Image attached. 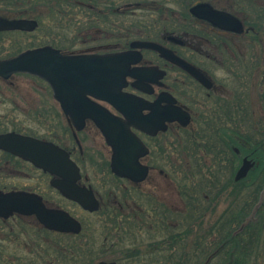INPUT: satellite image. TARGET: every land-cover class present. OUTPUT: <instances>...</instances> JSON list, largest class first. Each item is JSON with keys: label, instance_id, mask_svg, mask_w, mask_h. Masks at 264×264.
I'll return each mask as SVG.
<instances>
[{"label": "rangeland", "instance_id": "1", "mask_svg": "<svg viewBox=\"0 0 264 264\" xmlns=\"http://www.w3.org/2000/svg\"><path fill=\"white\" fill-rule=\"evenodd\" d=\"M53 1H55L53 2L55 11L45 1L0 0V13L10 14L16 18L31 17L38 22L36 30L32 33L0 35V59L15 56L26 49L45 45L63 50H72L85 46L81 42L79 29L82 28L84 32L89 28L87 33L90 34V26H95V24L90 25L89 16L83 15L77 27H75L73 16H71L73 15L72 12H75L74 9L71 10V15L69 14L70 19H68V16H61V13L57 14V9L60 6L64 5L62 7L63 11L69 10V6L66 5L71 1L57 0L59 3H56V0ZM78 1L94 4L92 0ZM142 1L115 0L116 5L122 2L132 4L128 11L131 14L124 18L111 17L110 15L109 17L112 20L114 19L115 22L124 21L123 25L127 28H132L133 32L140 30L139 34L142 35L143 40L159 39V35L164 29L180 34V31H183L186 25L185 20L180 15L183 16L185 10L198 1H210L233 11L237 15L239 14L247 20V26L252 25L253 21L258 17L261 6V10L264 11V4L260 6L259 3L264 0L250 1L258 9L256 12L254 11L255 6L249 1L244 2L245 0H230V2L227 0H176V4H173L172 0H163V5L159 7L161 14L150 9L149 11L146 8L141 10L133 5ZM98 2L105 3L108 1L99 0ZM231 4L234 7H229ZM172 11L173 14L170 13ZM98 19L97 27L104 31L108 29L106 27V22H108L106 16H98ZM132 35L128 39L120 38L117 34L111 35L109 41L113 44L119 43V46L125 47L129 41L134 39L133 37H140L135 34ZM89 38L87 36V39H83L86 40V46L91 43ZM258 47H264V42L263 44L259 43ZM248 64L250 66L249 61ZM216 74L221 77L220 71L216 72ZM231 88H234V86ZM247 93L250 96V86ZM192 126L195 125L192 124ZM9 131L52 141L69 148L75 145L66 120L52 98V93L47 84L38 78L25 74L14 75L8 81L0 80V133ZM186 132L188 133L189 131ZM186 132L181 131L175 134L178 143L185 145L191 143V141L185 140ZM78 138L81 140L82 153L80 154L77 151L75 159L81 167L83 177L89 178V182L98 194L102 196L103 205L95 213L84 212L79 206L65 200L53 191L49 187V179L46 175L35 170L27 163L12 159L11 162H8L9 164H5L6 166L2 167L3 170H12L13 173L6 175L7 173L2 172L0 174V189L4 191L10 189H32L41 194L49 205L69 212L81 222L83 229L79 235L60 237L56 234L44 233L41 226L31 217H12L4 221L0 220V264H59V258L62 256L59 253L54 255L56 251L59 252L62 247H71V245H83L86 248L85 245L91 242H94V247L83 257L81 256V260H79L84 264H98L99 261H117L119 264H154L155 255L149 256L150 254H147L143 256L144 254H142L139 258L141 262L130 259L129 255L134 250L143 252L148 249L147 245L153 244L155 241L161 243L164 240L161 233L157 232L154 236L155 233L150 231L154 229L153 212L158 215V213L164 211L175 215L182 211L184 202L178 193V188L176 191L173 174H179L178 178L190 175L188 172L191 167L176 168L172 167L170 163L162 165L157 162V164L152 166L149 178H158L159 186L155 188L149 184H144V187L136 188L132 185L123 184V182L118 183L113 179L114 177L109 170L108 164L109 149L99 134L93 137L82 133L78 134ZM166 139H168L165 141L166 143L170 142L169 138ZM149 143L152 144L151 141ZM7 158L6 154L0 152V160L3 163L7 161ZM160 169L169 175L172 182L165 180L163 176H159L158 171ZM15 170L18 173H15ZM196 179L194 178V181ZM209 180L212 179L209 178ZM186 184L189 187L188 190V187L184 184L187 190L189 192L192 191L194 184L191 179ZM256 184L258 185L257 182ZM261 185L263 186L262 183ZM195 186L196 191L207 193L211 187V182L204 178L201 180L200 186H197V183ZM210 189L212 190L211 197H213L216 188L214 186V188L211 187ZM246 190L248 192L251 189L247 188ZM110 192L117 194V197L114 199ZM191 193L197 192L192 191ZM228 194L229 191L224 194L225 196L222 195L219 198L216 195L215 198H212V201L208 203L210 207L206 217L201 216L199 223L193 224L194 232L198 233L202 238L206 234L208 227L218 219L220 214L230 204V195ZM203 205L207 206L206 203H203ZM141 217H146L150 220V223L144 224L141 221ZM138 221L140 223H137ZM173 221L171 219L170 223H165V229L173 228ZM180 221L183 222L184 219ZM182 229L184 230L185 227H182ZM164 232L162 231V233ZM175 244L177 245V242Z\"/></svg>", "mask_w": 264, "mask_h": 264}, {"label": "flooded vegetation", "instance_id": "2", "mask_svg": "<svg viewBox=\"0 0 264 264\" xmlns=\"http://www.w3.org/2000/svg\"><path fill=\"white\" fill-rule=\"evenodd\" d=\"M38 1H45V3L50 4V6H52L54 10L55 5L53 4V2L55 1ZM70 1L71 2L67 3L66 5L69 6V10L63 11L62 7L64 5H59L60 7L57 9V14L61 13V16L63 15V17H69V14L71 15L72 12L71 10L74 9L75 12H72L73 15L71 16H73L75 27H77L78 23L80 22V18H82L83 15H88L90 25L95 24V26H90V34L87 33L89 28L84 32L82 28L79 29L81 42L85 46H81L72 50H63L57 48L62 55H105L118 52L137 51L138 53L133 57L136 62L132 63L129 70L133 71L145 68H157L156 75L149 80L136 79L127 76L125 78L126 87L125 89H123V92L138 97L143 103L142 106H145V104L147 103L152 104L156 101H159L160 108L166 107L168 105V103L166 101H163L162 99H165L169 95L175 99L176 106H179L189 114L188 126L183 127L178 122H166V130L158 131L153 136L148 135L145 132L138 131L134 127H132L131 131L148 149L146 155L141 157L140 159V162L148 167V176L140 183H135L131 180L119 178L112 174L114 177L113 179L118 183L123 182V184L132 185L136 188L140 186L144 187V184H149L150 186L157 188L159 186L158 178H149L150 172L152 171V166L157 164V162L161 163L162 165H167L170 163L172 164V167L176 168L190 166L191 168L188 172L189 174L190 172H193V165L208 166V145L206 143H197L196 145H185L180 142L178 143V139L175 136V134H177L178 132L189 131L188 133L186 132L185 135V140L188 141L193 138V135L206 133H216L233 137L234 135H241L242 133H246V131L242 130L241 128L242 120L243 118H250L249 120L252 124L249 130L250 134H252L253 136L264 134V47H258L259 43L263 44L264 42V31H262L264 27H262V29L260 28V30H257V27L255 26V23L252 19V25L247 26V20L239 14L237 15L233 11L226 9L223 6L216 5L210 1H198L189 6L185 10L183 16L180 15L186 22V25L183 28L184 30L180 31V34H176L172 31H166L164 29L163 32L159 35V39L143 40L142 35L139 34L141 32L140 30H137V32H133L132 28H127L125 27V25H123L124 21L119 20L118 22H115L114 19L112 20L111 18L112 16L121 18L129 16V14L131 13L128 11L132 4L128 2H122L116 5L115 0H107L108 2L105 3L98 2L99 0H92L94 4H88L84 1L78 0ZM227 1L230 2V0ZM246 1L250 2L252 0H245L244 2ZM172 2L173 4L177 3L176 0H172ZM56 3L59 2L56 0ZM163 3V0H143L142 2L134 3L133 5L141 10L146 8L148 10L150 9L153 12L162 14L159 7L162 6ZM250 3L255 6L254 3ZM259 3L261 6L264 4V1H260ZM114 4L115 6H113ZM200 4L209 5L214 11L224 12L234 16L243 24V32L236 33L231 31H224L213 25L207 19L194 16L191 13V9ZM232 6V4L229 5V7ZM254 11H258L256 6ZM170 13L173 14V11ZM103 15L106 16V19L109 17V15L111 16L109 17V19H107L108 22H106V27L108 29H106L105 31L97 27V21L99 20L98 16ZM0 18L9 21L18 19L35 20L31 17L16 18L13 17V15L2 13H0ZM70 18L71 17H69L68 19ZM109 20L111 21L109 22ZM168 24L170 25V23ZM13 33L32 32L16 30L0 31V35ZM115 34H117V36L120 38L127 39L132 34L138 35L140 37H133L134 39L129 41L125 47H121L119 46V43L113 44L109 41L111 35ZM87 36L90 37L89 39H91V43L86 46V40L83 39H87ZM135 41L155 43L171 51L175 57L200 71L206 80V84L203 85L202 83L196 81L182 67L161 57L160 54L155 51H152L150 49H132L131 44ZM248 61L250 63V66L249 64L247 65ZM218 71L221 72V77L217 76L216 72ZM230 86H234V88H231ZM249 86L250 96L247 93ZM188 96L189 101L187 102ZM88 99L94 104L101 105L111 114H114L116 116L119 115V113L111 105L100 102L93 97H89ZM56 104L58 105L63 118L66 120L75 145L69 148L67 146H61L56 143L55 144L64 149L69 154L70 158L80 167L79 163L75 159V153L77 151L80 154L82 153L81 140L78 138V134L84 133L93 137L97 136L98 134L101 136V134L95 123L90 118L85 119L83 129L78 131L73 122L70 121V118L69 116H67L66 112L60 107L58 103ZM149 113V110L142 109L143 115H147ZM77 114L78 117L87 116L86 111L83 112L80 109H78ZM192 124H194L195 126H192ZM200 124H204V126H200ZM163 137L169 138L170 142L166 143L165 141L168 139ZM234 139L237 140L236 143L227 140L226 143L222 142L219 145L220 152L219 159L217 161L221 167L222 173L220 176L221 183L219 185V188L222 191L221 196L227 194L228 191V195H231L233 193V195L235 196V194L238 192L236 191L237 186H239L240 192L241 182H246L251 178H255V176L258 175L257 173H260L264 178V157H260L256 153L259 148H262L261 144L247 143L245 140L240 139L236 136H234ZM254 139L257 140V138ZM150 141L152 142V144L149 143ZM104 144L107 146L105 141ZM108 149L110 154L108 164H110L111 150L109 147ZM0 152L6 154L9 158H7V161L5 163L0 160V174L2 172L7 173L6 175H8V173H13L12 170L5 171L2 169V167L9 164L8 162H11L12 159L20 161L22 160L12 156L9 153H5L2 151ZM245 159L252 162L254 165L253 167H250L249 171L243 179L236 181V174L243 165ZM22 162L27 163L35 170L40 171L42 174L46 175L49 179V187L58 195H60L56 189L51 187V183L59 178L52 177L49 174L36 169L28 162ZM14 172L18 173V171L16 170ZM158 174L159 176H163L165 180H169V182H172L171 178H169V175L163 170L160 169L158 171ZM178 175L179 174L177 173L173 174V180L175 183L176 191L178 188V193L181 196V192L184 191L183 189H187L188 187H186L184 184L192 179V177L191 175H184L183 177L178 178ZM78 185L81 187L83 186L91 188L96 198L99 200L101 205H103L102 196L98 194L96 189L89 182V178L83 177L82 175V178L81 180H79ZM210 188L207 193L202 194L206 198V202H209V199L211 198L212 190ZM13 190L17 191V189H10L5 191ZM20 191L35 193L42 197V200L47 207L58 208L53 205H49L44 200L41 194L33 191L32 189H21ZM110 193L112 194V197L114 199L117 197V194H113V192ZM207 214L208 209H204L203 215H205L206 217ZM145 218L146 217H141V221H145Z\"/></svg>", "mask_w": 264, "mask_h": 264}, {"label": "water", "instance_id": "3", "mask_svg": "<svg viewBox=\"0 0 264 264\" xmlns=\"http://www.w3.org/2000/svg\"><path fill=\"white\" fill-rule=\"evenodd\" d=\"M191 13L205 18L216 27L236 33L243 32V24L234 16L214 11L209 5L200 4L191 9ZM37 23L33 20H6L0 18V31L19 30L33 31ZM133 48H145L156 51L161 57L176 63L194 79L206 84L203 74L186 64L171 51L150 42H134ZM135 52H124L108 55L72 56L62 55L51 47L26 50L17 56L0 61V78L7 80L14 74H29L45 81L53 98L60 103L70 120L80 130L86 118L92 119L101 131L106 143L111 147V172L118 177L133 182L143 181L148 168L139 162L147 149L130 128L135 127L147 134L155 135L159 130L165 131V122L178 121L186 126L189 115L180 107L174 106L175 100L169 97L162 99L168 105L159 107V101L145 104L139 98L122 92L124 79L132 76L136 79L149 80L156 75L157 68L129 70L135 63ZM92 96L112 105L123 118L112 116L107 110L89 101ZM78 109L87 113L78 117ZM142 109L149 110L147 115ZM0 150L30 162L34 167L59 179L51 186L66 199L77 203L83 210L95 212L99 201L93 191L80 187L81 178L78 166L70 159L69 154L51 142L15 132L0 134ZM253 163L245 159L236 174L235 180L243 179ZM264 201V188L259 201L254 206L245 224L253 220L258 208ZM14 214L34 216L37 222L49 231L67 234H79L82 226L69 213L60 209L48 208L42 198L25 191L3 192L0 190V218L8 219ZM98 264H117L113 261H100Z\"/></svg>", "mask_w": 264, "mask_h": 264}, {"label": "trees", "instance_id": "4", "mask_svg": "<svg viewBox=\"0 0 264 264\" xmlns=\"http://www.w3.org/2000/svg\"><path fill=\"white\" fill-rule=\"evenodd\" d=\"M257 16L254 23L257 27L256 29L260 30V28L264 27L262 26L264 25V11L261 8ZM249 119L243 118L242 120L241 128L246 133L234 136L245 140L247 143L261 144L262 148H259L256 153L260 157H264V134L258 136L250 134L249 130L252 124ZM200 126H204V124H200ZM234 136L216 133L193 135V138L189 140L191 141L189 144L206 143L209 147L208 156L210 159L208 166L193 165V172H190L191 182L194 184L192 191L197 193H191L192 191L189 192L184 188V191L181 192L184 207L182 211L175 215L164 211L160 214L158 213V215L153 212L154 229L150 231L155 233L154 236L157 232L161 233L163 239H166L165 243L164 240L161 243L155 241V243L147 245L148 249L143 252L134 250L129 255L130 259L141 262L139 258L142 254H144L143 256L150 254L149 256L155 255L154 264H264V201L258 208L253 220L243 225L249 218L255 204L259 201V195L263 188L261 183L264 185V178L260 173H257L258 175L249 179V181L241 182V193L239 192V186H237L236 191L240 194L235 192V196L233 193L230 195V204L220 214L218 219L208 227L203 238L198 233H195L193 229V224L199 223L201 216L205 217L203 211L204 209L209 210L210 204L208 206V203L212 201V198H215L216 195L219 198L221 197L222 191L219 185L222 173L217 161L220 152L219 145L222 142L226 143L227 140L236 143L237 140L234 139ZM254 138H257V140ZM194 178L197 179L194 181ZM204 178L211 182L213 188L214 186L216 188L215 195L209 199V202H206V198L202 195L206 192L200 193L195 190V184L197 183V186H200L201 180ZM209 178L212 180H209ZM255 184L256 186L254 187ZM185 185L187 186L186 183ZM253 187L254 189L252 190ZM247 188L251 190L247 192ZM203 203H206L207 206H204ZM171 219L174 220L173 228L165 229L166 225L164 224L170 223ZM181 219H184V221H180ZM142 222L147 224L150 223V220L145 218V221ZM137 223H140V221ZM182 227H185V229L183 230ZM42 230L44 233L56 234L60 237L72 236ZM162 231L165 232L162 233ZM176 242L177 245L175 244ZM85 247L83 245L62 247L54 255L59 253L62 256L59 258V264H84L79 261L81 260L80 257H83L94 247V242L87 243Z\"/></svg>", "mask_w": 264, "mask_h": 264}]
</instances>
